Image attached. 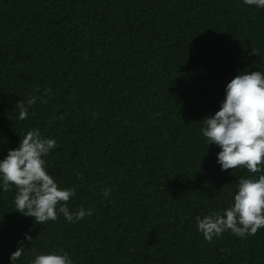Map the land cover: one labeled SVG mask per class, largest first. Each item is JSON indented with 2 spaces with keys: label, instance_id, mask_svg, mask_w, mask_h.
Segmentation results:
<instances>
[{
  "label": "trees",
  "instance_id": "obj_1",
  "mask_svg": "<svg viewBox=\"0 0 264 264\" xmlns=\"http://www.w3.org/2000/svg\"><path fill=\"white\" fill-rule=\"evenodd\" d=\"M261 70L264 9L243 0H0V159L39 128L57 141L48 173L76 190L70 210H94L37 224L15 186L0 191V264L26 233L17 264L60 250L74 264H264V228L208 242L196 225L252 175L221 170L203 120L233 78Z\"/></svg>",
  "mask_w": 264,
  "mask_h": 264
},
{
  "label": "clouds",
  "instance_id": "obj_2",
  "mask_svg": "<svg viewBox=\"0 0 264 264\" xmlns=\"http://www.w3.org/2000/svg\"><path fill=\"white\" fill-rule=\"evenodd\" d=\"M243 3L264 9V0H243ZM50 94L52 89L44 90L45 96ZM41 99L34 95L26 102L20 101L16 105L18 119L25 120ZM201 134L208 150L213 144L220 149L217 164L222 171L232 169L235 175V170L246 169L252 175L239 178L228 208L197 217V230L208 242L219 239L226 231L241 239L255 235L264 228V70L240 72L227 84L220 110L203 120ZM56 147L57 141L42 136L39 128L29 130L19 147L10 149L0 159V191L7 192L15 186L16 211L34 218V223L43 225L60 215L68 223H79L86 216L91 217L94 210L83 207L76 212L70 210L68 202L76 196V190L61 188L54 175L48 173L45 158ZM111 194V188L102 190L105 198ZM24 241L31 242L32 236L26 233ZM24 241L11 253L10 264H17L25 254ZM30 264H74V261L60 250L36 254Z\"/></svg>",
  "mask_w": 264,
  "mask_h": 264
}]
</instances>
